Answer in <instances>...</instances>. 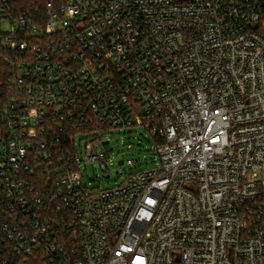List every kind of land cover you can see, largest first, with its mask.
<instances>
[{
  "label": "built area",
  "instance_id": "obj_1",
  "mask_svg": "<svg viewBox=\"0 0 264 264\" xmlns=\"http://www.w3.org/2000/svg\"><path fill=\"white\" fill-rule=\"evenodd\" d=\"M0 264H264V0H0Z\"/></svg>",
  "mask_w": 264,
  "mask_h": 264
},
{
  "label": "rangeland",
  "instance_id": "obj_2",
  "mask_svg": "<svg viewBox=\"0 0 264 264\" xmlns=\"http://www.w3.org/2000/svg\"><path fill=\"white\" fill-rule=\"evenodd\" d=\"M145 129L131 128L127 130H116L110 136L111 159L108 161V174H104L98 163L87 165L82 169L85 184L89 188L108 189L120 185L130 171H139L155 166L154 153ZM135 160L134 167L127 166L123 169L127 161ZM107 176H109L107 178Z\"/></svg>",
  "mask_w": 264,
  "mask_h": 264
},
{
  "label": "trees",
  "instance_id": "obj_3",
  "mask_svg": "<svg viewBox=\"0 0 264 264\" xmlns=\"http://www.w3.org/2000/svg\"><path fill=\"white\" fill-rule=\"evenodd\" d=\"M50 0H13V3L22 8L26 9H36L37 7H42L45 3Z\"/></svg>",
  "mask_w": 264,
  "mask_h": 264
}]
</instances>
